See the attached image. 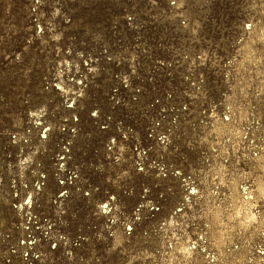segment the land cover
I'll return each mask as SVG.
<instances>
[{"label": "rangeland", "instance_id": "obj_1", "mask_svg": "<svg viewBox=\"0 0 264 264\" xmlns=\"http://www.w3.org/2000/svg\"><path fill=\"white\" fill-rule=\"evenodd\" d=\"M0 264H264V0H0Z\"/></svg>", "mask_w": 264, "mask_h": 264}]
</instances>
